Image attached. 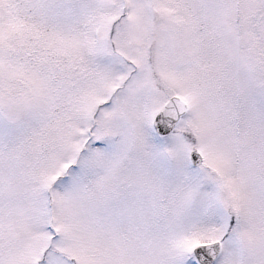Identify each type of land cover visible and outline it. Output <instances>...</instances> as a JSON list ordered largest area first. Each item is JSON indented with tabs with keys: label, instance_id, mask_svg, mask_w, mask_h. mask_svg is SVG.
<instances>
[{
	"label": "snow or ice",
	"instance_id": "snow-or-ice-1",
	"mask_svg": "<svg viewBox=\"0 0 264 264\" xmlns=\"http://www.w3.org/2000/svg\"><path fill=\"white\" fill-rule=\"evenodd\" d=\"M0 264H264V0H0Z\"/></svg>",
	"mask_w": 264,
	"mask_h": 264
}]
</instances>
